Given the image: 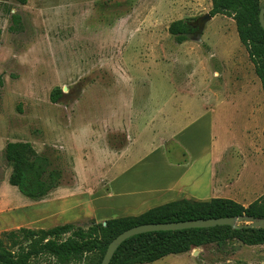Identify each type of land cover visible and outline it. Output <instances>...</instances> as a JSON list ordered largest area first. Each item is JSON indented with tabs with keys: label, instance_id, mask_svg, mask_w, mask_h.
<instances>
[{
	"label": "rangeland",
	"instance_id": "rangeland-1",
	"mask_svg": "<svg viewBox=\"0 0 264 264\" xmlns=\"http://www.w3.org/2000/svg\"><path fill=\"white\" fill-rule=\"evenodd\" d=\"M260 5L264 6V0ZM210 8L211 0H0V232L64 223L87 227L92 219L86 216L93 207L97 211L100 207L98 215L106 219L125 217L128 210L113 207L114 202L154 188L151 176L127 184L118 179L88 186L95 175L89 179L82 174L85 184L75 185L74 156L77 152L87 156V150L82 153L73 139L78 122L87 123L80 122L81 118L92 125L93 139L102 138L104 143L109 135L113 149L122 147L124 128L132 135L126 157H109L116 159L104 170L110 176L124 163L134 164L163 137L186 128L176 140L200 139L196 154L201 151L205 157L200 166L206 193L200 197L223 194L245 207L256 200L264 204V144L256 151L261 163L245 158L239 180L220 184L215 178L214 159H220L221 153L217 175H238L237 147L243 143L240 130L249 124L243 98L263 100L260 81L239 41L234 20L216 14L205 22L199 39L196 33L181 43L168 32L172 21L200 22ZM14 13L19 16L18 25L12 19ZM124 76L131 82H116ZM103 85L112 86L111 93H104ZM57 87L61 95L53 102L51 95ZM219 98L236 99V104L221 103ZM128 103L134 107L129 109ZM173 104L175 112L170 111ZM142 107L146 108L144 115L139 113ZM109 116L124 117V128L118 120L106 126L103 119ZM151 118L154 134L149 128ZM9 141H28L38 153L48 156L52 167L62 174L58 192L52 190L32 200L8 183L11 166L3 150ZM166 144L170 158L179 159L176 141ZM150 162L154 163V155L129 174L143 166L151 168ZM101 167H88L84 173H104ZM209 173L213 174L210 183ZM178 198L188 196L182 193ZM226 244V250L210 243L149 264H264V244L246 245L236 237ZM97 262L98 255L92 254L84 264ZM30 264L54 263L49 257H39Z\"/></svg>",
	"mask_w": 264,
	"mask_h": 264
},
{
	"label": "trees",
	"instance_id": "trees-1",
	"mask_svg": "<svg viewBox=\"0 0 264 264\" xmlns=\"http://www.w3.org/2000/svg\"><path fill=\"white\" fill-rule=\"evenodd\" d=\"M260 8V0H211L209 15L222 14L234 20L239 41L260 81L264 100V31L258 18ZM12 19L18 25L19 16L14 13ZM190 30L191 23L184 19L174 20L168 26V32L177 43L185 41ZM60 95L57 87L51 100L56 102ZM262 134L264 139V127ZM3 152L11 166L8 183L25 197L41 199L60 185L62 174L52 167L48 156L38 153L30 142L9 141ZM240 215L264 218V204L256 200L245 207L224 197L180 198L138 215L92 221L87 227L74 223L36 229L21 226L0 232V264H30L39 257H49L54 264H84L92 254L98 255L97 264H100L108 243L132 226ZM232 237L246 245H261L264 244V228L246 227L243 222L238 228L217 225L143 232L124 240L109 264H149L166 255L185 253L210 243L226 250L227 240Z\"/></svg>",
	"mask_w": 264,
	"mask_h": 264
},
{
	"label": "crops",
	"instance_id": "crops-1",
	"mask_svg": "<svg viewBox=\"0 0 264 264\" xmlns=\"http://www.w3.org/2000/svg\"><path fill=\"white\" fill-rule=\"evenodd\" d=\"M143 69V68H142ZM124 71V70H123ZM126 72V71H124ZM127 76L121 77L120 80H117L116 82H119L121 80H124L122 82L124 83H130L131 81H128ZM115 83V82H113ZM112 85V84H111ZM103 91L104 93H111L112 86L107 87L106 85H103ZM175 96V93L173 94ZM132 95H129L131 97ZM176 97V96H175ZM241 99V98H240ZM239 99V100H240ZM244 106L246 107V111L248 112L247 118L249 120V124L243 126L240 130V138L242 136L241 148L237 147V157L239 160V172L238 175H234V177H228V176H218L217 175V168L216 166L222 162V153L220 155V159H214V171H215V178H217L218 182L220 184H227L234 183L235 181L239 180L242 175V171L244 169V162L245 158H251L248 161L252 162L254 164H257L260 162V156L257 154L256 151H261L264 139H263V127H264V100L260 102H255L251 97H244ZM236 99H231L230 101L228 99H222L219 98L217 101L223 103L227 101L228 103L231 102L232 105L236 104ZM177 102L179 101L176 100ZM125 102V101H124ZM173 104V107L170 109V111L175 112L177 110V107L175 108ZM129 109H132L134 107L133 105H130L128 103ZM236 110H240V108H237ZM169 112V111H168ZM167 112V116L169 115ZM139 113H142L143 115L146 113V108L142 107L139 109ZM150 115V114H149ZM152 119V118H151ZM169 119V117H167ZM104 122H107L108 125L106 126L111 127V122L118 120L120 128H124V125L121 123L124 120V117L120 118H114V117H104ZM87 122L84 123V125H81V123L78 122L76 133H73V139L77 143L78 146H80L78 149L84 153L87 150V156L82 157L77 152L74 156L72 168L74 173V182L75 185H82L85 183H81L82 180L80 177L83 174L85 177H89L91 179L95 175V180L93 183L91 180H87L88 186L91 184L103 186L107 185L108 183H115L116 181H121L122 184H127L130 182H135L133 180H144L146 178L152 177L154 180V188H151L145 192V194L140 196H135L133 198L128 199H122L114 202L113 207L118 208L119 210H128L130 214L138 215L140 213H132L134 210L138 209H146L145 206H148L149 208L167 203L172 201L174 198L180 197V194L185 193L189 199L194 200H206L204 197H200L199 195L206 193L205 188V180L203 179V173L201 172L202 167L200 166L201 160L204 161L205 157L204 154L200 151L198 154L196 152L198 151L197 147L201 145L200 139H197L195 141L189 140L188 142H185V139L180 141L176 140V137L180 136L186 128L183 130L178 129V132L174 131L170 136H165L160 140V144L152 147L148 153H146L144 156L140 157L134 164H126L124 163L120 169L119 172L115 175H109L110 172L106 171L105 169H109L112 167V165L115 163L116 159L110 160L109 157L116 155V157L122 155L121 159L127 156V152L130 150V147L132 146V135L129 131H125L124 128V134L125 136L122 137L123 139V145L119 149H113L111 148L109 144V135L106 137V140L108 142L102 143V138H97L91 136L90 132L92 131V125H90L88 122L89 120H86L85 118H81L80 122ZM152 123V124H151ZM150 123V130L151 134H154V120L152 119ZM167 123V120H166ZM165 124V123H164ZM152 125V126H151ZM127 128V126H126ZM243 134V135H242ZM195 137H197L194 134ZM99 139V140H97ZM176 141L177 151L181 154L180 158L177 160H174V158H170V149L169 146L166 144L167 141ZM214 140V139H213ZM153 143V141H152ZM172 143V142H171ZM121 145V142H119ZM190 144V145H186ZM173 145H175L173 143ZM215 149L217 150L218 142L215 141V144H213ZM246 150V151H245ZM194 154V158L191 157V154ZM203 154V155H202ZM110 155V156H109ZM154 155V163L150 162V167L148 168L146 166L141 167V169L138 172H135L134 174H129V172L133 169L135 165H142L143 161L148 158L149 156ZM212 159V157H211ZM95 161L96 163H92L90 161ZM262 162L264 163V158L262 157ZM261 163V162H260ZM102 165V171L104 173H93V174H86L85 169L88 167H99ZM83 169H81V168ZM150 174L148 175V171ZM80 170V171H79ZM209 183L211 182V174L209 173ZM88 175V176H87ZM127 175V176H124ZM217 175V176H216ZM124 176V177H123ZM213 176V174H212ZM230 180V181H229ZM138 181V182H139ZM63 184V181H61L60 185L55 188L54 190L58 192L59 187ZM73 193V192H71ZM110 194V193H109ZM118 194H121L119 192ZM75 196V195H74ZM218 196V195H217ZM220 197H226L225 195L221 194ZM228 198V197H226ZM101 199V198H97ZM179 199V198H178ZM210 199V198H208ZM233 199V198H230ZM96 200V201H97ZM234 200V199H233ZM94 201V200H93ZM98 203V202H97ZM148 208V209H149ZM147 210V209H146ZM98 212H101V208L99 207V211L96 210L95 207L92 209V213L86 216L88 219H92V221L95 222H102L106 218L103 215H98ZM144 212V211H143ZM130 214L125 216H130Z\"/></svg>",
	"mask_w": 264,
	"mask_h": 264
},
{
	"label": "water",
	"instance_id": "water-1",
	"mask_svg": "<svg viewBox=\"0 0 264 264\" xmlns=\"http://www.w3.org/2000/svg\"><path fill=\"white\" fill-rule=\"evenodd\" d=\"M211 16L209 14H205L200 18L202 22L200 32L195 35L196 39H199L201 36V32L203 26L207 20H209ZM259 23L261 28L264 31V6L260 8L259 11ZM245 222L246 227L252 228H264V218H256L247 215L240 216H225L218 218H200V219H192V220H184V221H175V222H163V223H146V224H138L132 226L122 232H120L117 236H115L107 245L104 255L100 261V264H109L114 252L118 248V246L127 238L149 231H159V230H181L187 228H207L213 227L217 225H229L232 228L241 227V224ZM196 251V250H194Z\"/></svg>",
	"mask_w": 264,
	"mask_h": 264
},
{
	"label": "flooded vegetation",
	"instance_id": "flooded-vegetation-1",
	"mask_svg": "<svg viewBox=\"0 0 264 264\" xmlns=\"http://www.w3.org/2000/svg\"><path fill=\"white\" fill-rule=\"evenodd\" d=\"M200 22L197 21L194 24L191 23V30L189 31L188 35H193V34H196V33H198L200 31V28H201V25H202V22L201 23Z\"/></svg>",
	"mask_w": 264,
	"mask_h": 264
}]
</instances>
